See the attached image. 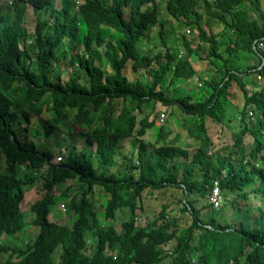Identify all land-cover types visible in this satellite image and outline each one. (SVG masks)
Wrapping results in <instances>:
<instances>
[{"label":"trees","instance_id":"trees-1","mask_svg":"<svg viewBox=\"0 0 264 264\" xmlns=\"http://www.w3.org/2000/svg\"><path fill=\"white\" fill-rule=\"evenodd\" d=\"M244 1L165 0L166 12L194 24L198 39L208 45L206 58L214 70L202 87L209 94L196 102L189 91L176 88V79L193 80L189 57L197 56V48L185 35L179 37L181 54L178 45L168 42L155 0H61L60 7L55 0H9L13 19L0 15V235H14L25 224L24 185L42 178L43 192L29 206L38 232L24 248H12L15 258H0V264H157L167 257L169 264H264V140L246 119L250 105L264 119V86L248 92L243 80L250 73L264 79V49L258 47L264 41V13L259 0H252L261 21L249 18ZM197 6L222 23L220 33L202 28ZM30 9L37 15L31 33L23 22ZM154 24L161 26L160 48L142 51L139 45ZM102 25L115 33L104 34ZM80 45V52H73ZM62 48L69 52L67 76L58 63L65 56ZM94 49L101 51L110 73L96 64ZM240 51L252 53L257 62L242 68ZM128 68L147 74L130 78ZM114 99L121 100L116 112ZM156 102L166 110L178 109L182 128L195 142L192 149L163 143L162 126L154 141L143 138L158 121L156 113L152 118L137 114L144 106L153 110ZM228 104L236 109L238 127L230 151L237 154L236 163L226 155L213 162L221 152L214 147L210 126H231L224 121ZM33 118L40 121L44 137L62 132L80 139L85 149L67 148L52 161L50 149L18 134ZM246 133L252 136L249 144L243 140ZM128 138L130 151L119 156ZM116 158L123 162L120 168L114 165ZM215 178L222 195L232 194L234 209L238 191L243 199L257 197L256 215L246 207L227 222L216 219L225 205L213 207L207 199ZM61 184L58 195L54 188ZM95 193L104 198L102 213ZM146 193L154 194L160 208L141 224ZM59 197L69 198L71 222L48 218ZM203 208L211 214L206 220L200 215ZM117 211H126L118 229L113 222ZM184 214L189 220L180 228ZM8 249L0 244V252Z\"/></svg>","mask_w":264,"mask_h":264},{"label":"rangeland","instance_id":"rangeland-1","mask_svg":"<svg viewBox=\"0 0 264 264\" xmlns=\"http://www.w3.org/2000/svg\"><path fill=\"white\" fill-rule=\"evenodd\" d=\"M79 1V0H76ZM114 0H108L109 3H112ZM157 4V9L160 13V19L162 20V34L163 36L168 40L169 43L173 44L174 46H179L180 50L182 51V47L180 45V35H189V39L192 40L193 46H196L197 48V56L196 59L200 60L197 62L202 63V70L204 68V71H198V76L195 75L194 78H197V81L194 79L191 80V82H186L182 78L176 79V88L182 90V91H189L190 94L192 95L191 99L192 101L199 102L203 100L208 94L209 91L206 89V86L202 87L203 80H205L204 76L202 75L207 69H211L212 65L208 62V59L206 58L207 54V43L201 42L198 40L197 37V30L195 29L194 24L191 23H185V20L182 19L179 21L176 17L168 14L166 12V7H165V0H155ZM252 0H245L241 5L242 8L246 10L247 15L249 18L253 17L256 18L257 15V9L255 8L254 4L251 2ZM55 3L58 7L61 6V0H55ZM259 5L260 8L262 9L264 13V0H259ZM151 5H147L144 8H149ZM196 9L199 11L201 18H199V22L202 23L203 27L208 33L210 32L207 25L203 24L207 21V19L214 20L212 24L216 23L218 19L212 18L208 16L206 11L202 6H197ZM0 15L5 16L7 21H11L13 19V14H12V6L9 3V0H0ZM37 15L32 12L30 9L27 14L24 16V26L26 30L31 33L33 31V26L34 22L36 19ZM259 21H261V18L258 16L257 17ZM189 19H192L194 21V16H189ZM188 22V21H187ZM209 23V21H208ZM222 25V24H221ZM159 24H154L152 25L148 31V34L146 36V40L142 41L141 45H139L140 49L142 51L147 50V47L152 48V53L156 52L157 48H160V38L157 36V33L160 29ZM216 25L213 27V29L216 30ZM102 32L106 35H113L114 29L112 27H108L105 25L101 26ZM189 29V32L186 31V29ZM81 45L76 48L73 52L77 50V52H80L81 50ZM62 53L65 54L64 57H60L58 60L59 66L61 67V73L64 76L68 75L69 69L71 67L69 63V57H68V51H65L63 48L60 49ZM92 56L95 59V62L98 66L102 67L105 70V73H110L111 68L109 65L104 61V56L102 55L101 51L98 49L92 50ZM200 57V59H199ZM256 63V57L249 52L246 51H241L240 56H239V64L241 67H246L247 64H255ZM127 76L130 78H136V77H142L146 76L147 71L145 69H138L136 72H131L130 68L127 69L126 71ZM255 73H250L247 76L243 77V80L248 84V87L253 90H260L261 86H264V79L262 77L260 79H257ZM232 89V90H231ZM251 90V91H253ZM170 91V90H169ZM230 91L237 92V89L235 86L230 87ZM261 93H264L263 91ZM233 99V98H232ZM234 102V101H231ZM239 102V101H238ZM243 102V100H240V103ZM113 108L118 110V108L121 105V100L120 99H114L112 102ZM240 105V104H238ZM166 108L163 104L160 102L154 103L153 110L150 109L148 106H144L142 108V111L137 114V117H142L144 115H148L149 118H152L153 115L156 113V119L157 123H155L151 128L146 129V133L144 134L143 138L149 140V141H154L157 130L159 126H162L164 128V135L161 141L163 143H172V144H178L180 146H184L187 148L192 149V146L195 144V142L190 138L182 128L180 124V116L179 111L176 107L174 106H168L167 110L164 109ZM163 111L165 113L164 119H160V112ZM248 111H251L250 117L248 116L246 119H249L250 121L254 122L253 125H250V129L253 132H258L261 135L259 136L260 139L264 140V119H261L259 116V112L255 109L253 105H250L247 107V114ZM236 109L234 106L228 104L227 105V111L226 115L224 118V121L226 123L227 120H230V127L225 126L224 127H218L215 124H211L209 132L211 133L212 139L214 141V147L215 149H219L221 153L214 154L213 155V162L220 161L224 158V156H229L232 160H230L231 163H236L234 160L235 155L237 154H232L230 151L232 149V131L236 130L238 126L235 125L236 123ZM46 114L43 113L41 115V118L44 117ZM158 115V116H157ZM249 115V114H248ZM224 122V123H225ZM209 125V123H208ZM18 134L20 137H24L27 139H30L34 141L38 147H46L51 150L53 153V158L52 161H58L61 156L64 155V150L67 148H74L77 152L79 153L80 151L84 150L85 147L81 144L80 139L76 137H70L62 132H56L51 134L49 137H44L43 131L40 128V121L38 118H33L31 124L27 127L26 130H20L18 129ZM133 140V138H132ZM243 140L245 144H249L252 140V136L249 133H246L243 136ZM130 143H131V138L125 139L124 142H122V149L120 150L119 156H122L126 153V151H130ZM129 153V152H128ZM129 159L131 157L129 156ZM122 161L119 159H115V164L118 166V168L121 167ZM0 166H4V158L2 154L0 153ZM116 169V167H115ZM42 178H37L34 180L33 183L24 185V197L23 201L21 204V210L25 213V224L22 228V230L14 235H8V234H2L0 235V244L2 245H7L9 247L8 250L0 252V258L5 259L7 257H12L15 258L16 254L13 253L12 248L19 249V248H24L35 236V234L38 232V228L32 224V219L33 215L29 211V206L30 203L35 200L36 198L40 197L42 195L43 189H42ZM70 184L73 183V181L69 182ZM67 185V184H66ZM64 189V184L57 185L54 188V193L60 195L59 193ZM246 191L249 190V187L245 188ZM242 190L238 191V201L236 202V206L238 209H234L232 205H230L229 199L232 198V194H226V196H223V202L225 206H223V211L219 213L218 216L215 215L216 219L223 222H227L229 218L234 217V215L238 212H242L246 207H248V212L252 217H254L257 213V211L254 210V207L258 204L257 197L253 196V194H249L247 199L242 198ZM72 194V191H68L67 195L70 196ZM154 194L151 193H146L144 194L143 197V206H144V211L140 214V223H147L148 221L152 220V217L155 216L158 212V209L160 208V204L158 202H155L154 199ZM69 198H63L59 197L57 203H55L48 215V218L50 220H59L61 217L64 218V220H67V222H71L69 210H68V202ZM202 203L207 201L206 197L201 198ZM228 200V201H226ZM94 202L96 204V207H98L99 213H102L103 210V203H104V198L99 196L98 193H95L94 195ZM221 201V205L223 203ZM200 205V204H199ZM222 208V207H221ZM202 220L208 219L211 214L207 213V208H203L200 212ZM126 218V211H117L115 218L113 220L115 227L118 229L119 224L122 220ZM99 221L102 222V215H99ZM183 220L185 222H180L179 226L180 228H183L186 224V221L189 220V217L184 214L183 215ZM247 224L249 226L253 225L252 219L247 221ZM92 240H89V243H91ZM168 244H166L167 246ZM117 264V263H113ZM135 264V263H134ZM157 264H169V257L163 259L160 263Z\"/></svg>","mask_w":264,"mask_h":264},{"label":"crops","instance_id":"crops-1","mask_svg":"<svg viewBox=\"0 0 264 264\" xmlns=\"http://www.w3.org/2000/svg\"><path fill=\"white\" fill-rule=\"evenodd\" d=\"M209 16V15H208ZM201 18V17H200ZM216 19V18H215ZM205 21H207V22H205V23H203V24H205V25H207V27H208V29H209V31H212L213 33H220V31H221V29H222V23L221 22H219V21H216V23H214V24H212V22L214 21V20H211V19H207V20H205ZM208 21H209V23H208ZM202 24V23H201ZM217 26L216 27V30L215 29H213V27L214 26ZM202 27H203V25H202ZM204 29V28H203ZM188 30V31H187ZM205 30V29H204ZM186 31L187 32H189V29L187 28L186 29ZM206 31V30H205ZM207 32V31H206ZM208 33V32H207ZM186 36V38H187V40L189 41V43H190V45L195 49L196 48V46H193L192 44H193V42H192V40L191 39H189V35H185ZM199 40V39H198ZM200 41V40H199ZM179 51H181V50H179ZM240 53H241V51H240ZM189 59H190V62H191V65H192V67H193V69L195 70V75H197L198 76V71H201L202 70V63H200V62H197V61H200V60H198V59H196V56L195 55H192V56H190L189 57ZM256 62H257V58H256ZM243 68V67H242ZM214 70V66L212 65V68L210 69H207L202 75L204 76V78L205 79H207V78H209L210 77V75H211V73H212V71ZM203 71H204V68H203ZM203 71H201V72H203ZM194 75V76H195ZM245 86H246V89L248 90V92H252L251 90H253V89H250L249 87H248V84L246 83L245 84ZM232 90V89H231ZM237 98H239V97H237ZM180 115V114H179Z\"/></svg>","mask_w":264,"mask_h":264},{"label":"built area","instance_id":"built-area-1","mask_svg":"<svg viewBox=\"0 0 264 264\" xmlns=\"http://www.w3.org/2000/svg\"><path fill=\"white\" fill-rule=\"evenodd\" d=\"M258 47L264 49V41L263 42H259L258 43ZM179 54H181V51H179ZM256 77H257V79H260L261 75L258 74ZM193 79L195 81H197V78H193ZM184 80L186 82H191V78L184 79ZM248 114L250 115L251 112L248 111ZM163 118H164V115L161 114L160 119L162 120ZM224 174H225V172L222 171V175H224ZM207 196H208L209 203H211L213 207H220L221 206V201L223 202V196H222V193L220 191L217 178L213 179L212 186H211L210 191H209Z\"/></svg>","mask_w":264,"mask_h":264},{"label":"water","instance_id":"water-1","mask_svg":"<svg viewBox=\"0 0 264 264\" xmlns=\"http://www.w3.org/2000/svg\"><path fill=\"white\" fill-rule=\"evenodd\" d=\"M253 47H255V45L253 44Z\"/></svg>","mask_w":264,"mask_h":264}]
</instances>
